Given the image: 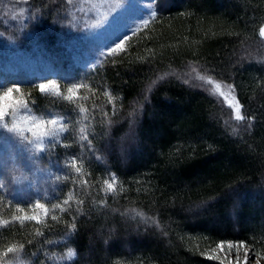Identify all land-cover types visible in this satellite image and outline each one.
Here are the masks:
<instances>
[{
	"label": "trees",
	"instance_id": "obj_1",
	"mask_svg": "<svg viewBox=\"0 0 264 264\" xmlns=\"http://www.w3.org/2000/svg\"><path fill=\"white\" fill-rule=\"evenodd\" d=\"M28 4L26 21L10 22L0 0V48L33 47L62 84L83 86L62 101L21 65L7 74L68 128L44 153L0 137V252L23 244L28 264H217L220 241L243 240L264 259V0H155L154 19L93 69L66 56L55 29L67 0ZM193 70L230 85L245 119L190 84Z\"/></svg>",
	"mask_w": 264,
	"mask_h": 264
},
{
	"label": "rangeland",
	"instance_id": "obj_2",
	"mask_svg": "<svg viewBox=\"0 0 264 264\" xmlns=\"http://www.w3.org/2000/svg\"><path fill=\"white\" fill-rule=\"evenodd\" d=\"M10 2L13 6L10 11L9 21H26L29 15L28 3L30 0H10ZM67 5L69 8L68 20L67 22H58L55 24V29H59L58 32L63 34L61 35V40L68 43L66 46V56H70L75 65L86 69H93L106 57L122 51L130 35L146 26L141 25L140 22L144 19L151 22L156 15L151 16L153 12L156 13L155 0H67ZM69 24L70 27L68 30H65ZM65 35L69 36V38ZM1 37L2 35H0ZM262 37L264 38V36ZM122 40L124 42L123 49L116 52H109V48H115V44ZM60 52L63 53L62 51ZM13 64L21 65V68L25 70L26 74L34 79V84L37 86L40 82L48 79L58 82V89L54 88L42 92L44 95L59 98L62 101H69L80 95L78 92L80 88L75 90V95L68 91L74 84L64 85L61 83L62 81L54 68L56 62L54 63L52 58L44 54H39L38 50L33 49V47L19 50L16 49V46H9L7 49L0 48V92H3L6 87L12 85L8 79V75L16 69V67H12ZM187 81L196 86L203 85L207 89L209 86L211 90L213 89L232 109L234 117L236 118L235 109L229 101L234 103L238 99L234 89L230 85L207 77L197 70H193L187 74ZM21 90L23 92V89ZM14 95L15 99L22 98L20 93H15ZM70 96L72 97L71 99H69ZM23 99L27 101L28 106L19 112L17 116L18 121L22 125L28 116L36 119H48L51 116H59L64 119L58 123H64L66 130L59 132L58 137L54 141H49L45 138V147L40 150H37L30 140H26L16 133L9 132L2 124H0V137H4L7 140L19 141L21 146L28 148L34 153L51 151L55 146L61 145L68 128L65 117L52 110L36 111L34 105L28 101L24 92ZM8 102L11 103V101ZM9 124H11V120H9ZM28 126L31 127V124L29 123ZM27 135L30 136V133ZM237 247H239L238 253L236 251ZM245 248L248 249L247 264H254V261L257 259L260 260V264H264V259L254 253L250 247L245 244L237 245L235 242H233L231 249L227 243L223 245V248L220 246L216 247L212 252V256L219 257V259H215L217 264H224L225 261L236 264L237 260H239V264H244ZM67 255L68 251L62 252L61 256L58 257V262L70 260L67 259ZM3 264L28 263L24 260L21 253L18 252L4 257Z\"/></svg>",
	"mask_w": 264,
	"mask_h": 264
},
{
	"label": "snow or ice",
	"instance_id": "obj_3",
	"mask_svg": "<svg viewBox=\"0 0 264 264\" xmlns=\"http://www.w3.org/2000/svg\"><path fill=\"white\" fill-rule=\"evenodd\" d=\"M156 13L153 12L151 16H154ZM141 25H147L149 23V20L144 19L141 22ZM260 35L264 36V27L260 29ZM127 39V37H125ZM124 48V42L123 40L119 43L115 44V48H109V52H116ZM83 85L81 84H74L72 87L68 89L70 93L73 95L76 94L75 90L81 88ZM39 90L41 92L49 91L52 89H58L59 85L56 80L48 79L44 80L43 82H40L38 84ZM15 93L21 94V99H15ZM72 97L70 96L69 99ZM8 101H11L9 103ZM231 106L235 109V116L238 120L245 119L244 116L241 115V105L238 100H236L234 103L232 101H229ZM28 106L27 101L23 99V92L21 90V85L19 83H14L10 87H6L3 92H0V124L3 125L4 128L8 129L9 132L16 133L26 140H30L31 143L35 146L37 150L43 149L45 147L44 139L47 138L49 141H54L58 137V133L65 131L66 127L64 123H58L63 117L59 116H51L48 119H36L32 116H28L25 123L22 125L21 122L18 121L17 116L18 113L26 109ZM254 119V118H253ZM9 120H11V124H9ZM31 124V127L28 126V124ZM111 123V122H109ZM83 129H81V133H83ZM30 133V136L27 135ZM86 138V137H84ZM133 143H138V141L133 138ZM52 146V145H50ZM67 146V145H65ZM121 154L123 156H127V147L122 146L121 147ZM73 163L75 162V157L72 158ZM3 167L6 172L9 174L15 173L19 170V168L16 165L9 166L7 162H3ZM76 171L79 172L80 168L77 167ZM107 183V182H106ZM109 188H112V184H108ZM70 199V197H69ZM67 202V201H66ZM34 207L41 208L45 210V214H47V206L43 203H41L39 200L35 201ZM23 211V209H21ZM16 219H33V220H40L39 216L33 215L31 217H28L25 215L24 217H16ZM7 223V221H5ZM76 225L73 224L72 228L75 229ZM227 243L229 245V248L231 249L233 246V241H220L219 246L223 248V245ZM237 245H243L244 241L240 240L236 242ZM24 247L23 244L20 245H12L7 247V249L3 252H0V264H3V258L7 257L9 253H18L20 249ZM237 253L239 252V247L236 248ZM248 249L245 248V256H244V264H247L248 262V255H247ZM76 253L69 249L67 259H72L73 256H75ZM213 259H219L218 256H212ZM224 264H231L230 261H225ZM236 264H239V260H237ZM254 264H260V260L257 259L254 261Z\"/></svg>",
	"mask_w": 264,
	"mask_h": 264
}]
</instances>
